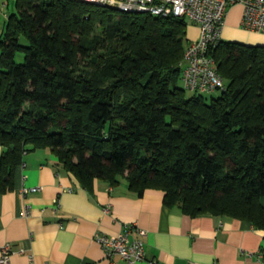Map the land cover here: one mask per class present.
<instances>
[{"label":"trees","instance_id":"16d2710c","mask_svg":"<svg viewBox=\"0 0 264 264\" xmlns=\"http://www.w3.org/2000/svg\"><path fill=\"white\" fill-rule=\"evenodd\" d=\"M15 6L0 31V194L44 149L86 189L124 180L191 216L264 229V45L212 49L226 87L208 100L186 94L184 19L85 0Z\"/></svg>","mask_w":264,"mask_h":264},{"label":"crops","instance_id":"0c3cea01","mask_svg":"<svg viewBox=\"0 0 264 264\" xmlns=\"http://www.w3.org/2000/svg\"><path fill=\"white\" fill-rule=\"evenodd\" d=\"M5 2L0 31L16 11V0ZM242 13L241 4L229 8L222 40L264 45V33L241 27ZM199 33L196 24L187 28L190 41ZM127 224L147 232L146 258L137 264H264V229L250 221L191 216L166 206L161 190L138 196L124 180L112 187L96 179L92 190L86 189L59 167L50 151L28 153L17 170L14 190L0 194V246L11 244V264H122L118 255L106 256L95 236L116 235ZM130 236L137 237L136 231Z\"/></svg>","mask_w":264,"mask_h":264},{"label":"built area","instance_id":"2783aa9c","mask_svg":"<svg viewBox=\"0 0 264 264\" xmlns=\"http://www.w3.org/2000/svg\"><path fill=\"white\" fill-rule=\"evenodd\" d=\"M103 7L125 13H141L161 17L184 19L199 27V37L191 40L184 54L182 79L192 92L210 94L224 90L226 82L218 72L212 49L222 42L229 8L235 4L243 6L241 27L250 32L264 33V0H85ZM0 0V6H5ZM24 193L28 190L24 189ZM58 203V200H56ZM27 211V210H26ZM28 214V212H27ZM133 231L137 237L131 238ZM146 230L136 224H127L116 235L97 233L96 241L107 257L118 255L122 264H137L146 258L143 237ZM0 264H11V244L0 246ZM153 264H160L153 261Z\"/></svg>","mask_w":264,"mask_h":264},{"label":"rangeland","instance_id":"374dc122","mask_svg":"<svg viewBox=\"0 0 264 264\" xmlns=\"http://www.w3.org/2000/svg\"><path fill=\"white\" fill-rule=\"evenodd\" d=\"M187 23H188V25H189V27L190 26H193V24L191 23V22H189V21H187ZM189 27H187V28H189ZM230 41H234V42H240V43H244V42H242V41H240L239 39H236V40H230ZM186 94H187V96H191L192 94H193V92H191V91H186ZM206 95V97L208 98V100L211 98V94H205ZM214 96H217V95H219V92H216V93H214L213 94ZM40 151L42 150V151H47V150H44V149H39Z\"/></svg>","mask_w":264,"mask_h":264}]
</instances>
